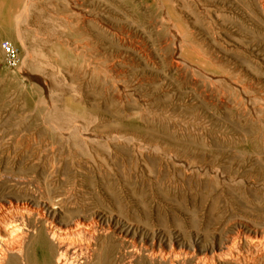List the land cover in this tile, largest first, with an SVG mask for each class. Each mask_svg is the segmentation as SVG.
I'll return each mask as SVG.
<instances>
[{"label": "rangeland", "instance_id": "374dc122", "mask_svg": "<svg viewBox=\"0 0 264 264\" xmlns=\"http://www.w3.org/2000/svg\"><path fill=\"white\" fill-rule=\"evenodd\" d=\"M168 28L163 0H0V45L7 40L18 47L31 70L21 75L17 67L8 68L0 47V116L38 113L63 118L60 130L54 131L0 125L12 130L3 133L0 128L2 137L9 146L12 137L28 144L31 138L29 145H37L39 157L32 160L26 152L22 158L38 161L40 178L72 181V215L109 223L121 234L117 238L101 233L98 251L72 264H170L184 256L192 260L182 264H194L204 248L235 231L240 232L241 257H246L250 238H261L264 176L257 173L263 167L234 165L231 110L242 82L264 96V41L242 38V51L251 56L247 62L232 54L233 39L227 34L216 38L218 45L211 38L216 64L211 75H201L194 87L197 94L184 84V67L171 63ZM237 66L245 67L242 81L230 73ZM72 117L86 121L89 128L106 124L125 132L137 126L143 136L107 147L85 146L65 135L74 125ZM250 118L264 129L262 111ZM140 140L172 147L202 145L201 153L193 156L199 154L204 166L215 165L218 171L148 163L139 150ZM109 188L117 191V201ZM113 242L120 246L106 252L104 247ZM36 257L35 264H52L40 248Z\"/></svg>", "mask_w": 264, "mask_h": 264}, {"label": "bare ground", "instance_id": "6f19581e", "mask_svg": "<svg viewBox=\"0 0 264 264\" xmlns=\"http://www.w3.org/2000/svg\"><path fill=\"white\" fill-rule=\"evenodd\" d=\"M163 3L169 26L171 63L178 67L179 65L184 67V84L189 91L193 90L197 93L194 87L198 86L201 75H211V69L215 68L213 42L218 45L216 38L220 37L221 33L227 34L233 39L231 49L235 58L243 56L247 62L251 56L248 58L247 54L242 51L241 45L244 41L242 38L258 37L264 41V0H163ZM211 38L213 42L210 41ZM243 68L245 67L239 68L237 66L232 68L230 73L237 80L242 81L240 72H246ZM17 69L21 75H30L31 70L27 57L22 58ZM181 75L183 76V74ZM234 83L237 84L238 82ZM242 83V85H238L240 90L235 94L231 110L235 122L231 157L235 166H239L241 162L258 164L263 168H260L257 174L264 176V129H260L257 122L250 118L258 110L264 113V96L257 95L256 92H253L255 90L253 87L246 85L245 82ZM62 119L50 114L40 115L38 113L5 115L0 116V125L13 124L19 129L21 125L25 124L30 129L33 128L37 131H40L44 126L49 131H54L55 129L60 130ZM77 119V117L69 119L71 123L74 122V125L67 133H65L67 130L63 132L66 136L72 135V139L81 141L85 146L97 144V147H107L112 142L116 144L123 141L132 142L143 136L137 126H133L131 131L125 132L118 128H109L106 124H103L102 129L98 127L89 128L86 127V121L83 124L82 122L79 123L80 121L77 122ZM239 124L243 125L244 130L239 129ZM7 127L8 129L0 127L3 129V133L12 131L9 126ZM10 134L12 135V133ZM2 135L0 133V264H35V260L37 262V248H40L42 257L47 259L49 263L72 264V262L88 260L93 253L98 251L101 233H109L117 238L121 237L119 230L113 231L109 223L104 225L103 222L97 221L95 218L89 219L85 217L86 215L84 217L77 215L79 213H76V216L75 214L72 215L70 209L73 200L72 181L54 179L50 176L40 178L41 174L37 173L38 161L33 163V161L28 162L29 160L26 161L24 157L22 158L26 152L31 154L27 155L31 156L32 160L37 156V151L34 149L37 145L34 144V148L29 145L31 138L28 144L26 141L21 143L19 138L14 139L12 137L14 143L9 146L6 143L8 139H4ZM26 138L28 139V137ZM139 142V150L141 149L142 154L147 157L148 163L174 162L183 165L187 170L218 171V167L214 168L215 165L212 168L210 165L204 166L205 163L201 161L199 154L196 157L193 156V153H201L202 145L181 143L172 147L162 144H143L145 142L141 143V140ZM11 148L12 152L10 151ZM59 149H61L60 154H65L62 147ZM49 166L53 167L50 164ZM43 170L45 171L44 168ZM253 176L257 175H251L252 178ZM110 193L113 201H117V191L112 188ZM81 225L83 227H80ZM261 230H263L261 231L262 239L258 236L249 237L248 255L246 257L242 256V258L240 253V232H233L232 230L233 233L224 237L225 240L221 239L223 242L220 241L219 244H212L210 247L208 246L209 248H204L203 256L198 257L194 264H219L220 261H230L233 264H264V228ZM118 245V242H113L111 245L107 244L104 249L106 252L114 251ZM154 257L152 253L148 256L151 262L154 261ZM186 260H192L191 256H184L183 259L175 258L168 262L170 264H182Z\"/></svg>", "mask_w": 264, "mask_h": 264}, {"label": "built area", "instance_id": "2783aa9c", "mask_svg": "<svg viewBox=\"0 0 264 264\" xmlns=\"http://www.w3.org/2000/svg\"><path fill=\"white\" fill-rule=\"evenodd\" d=\"M0 47L4 54L5 65L11 69L16 68L21 58L18 47L7 40L2 41Z\"/></svg>", "mask_w": 264, "mask_h": 264}]
</instances>
